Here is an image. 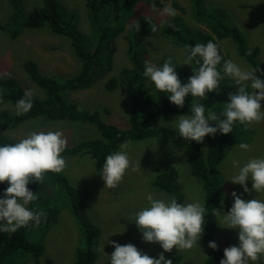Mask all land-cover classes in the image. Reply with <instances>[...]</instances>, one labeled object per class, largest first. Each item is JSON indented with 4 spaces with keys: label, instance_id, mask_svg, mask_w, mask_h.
<instances>
[{
    "label": "trees",
    "instance_id": "obj_1",
    "mask_svg": "<svg viewBox=\"0 0 264 264\" xmlns=\"http://www.w3.org/2000/svg\"><path fill=\"white\" fill-rule=\"evenodd\" d=\"M240 1L242 0H224V3L217 5L206 3L205 0H190V11H192L193 18L197 23L204 24L208 31L204 32L195 26L187 34L184 30L189 29L186 28L184 18L177 15L165 24L162 33L182 48H185V45L206 43L213 36L217 43L231 41L234 43L236 53L239 56L243 55L245 62L254 68H259L257 53L260 48L249 46L245 34L237 24L241 18L231 13L230 7H238ZM9 2L14 9L11 21L15 23L1 30L4 31L3 34L7 33L11 42L19 38L25 30L44 31L49 35L62 37L70 41L71 53L79 66L75 74L66 78L46 74L35 60L24 58L23 46L18 43L15 47L14 58L21 59L19 65L24 77L20 81L29 82L27 89H31L32 86L35 95L33 94V106L30 111L17 116L14 108L15 101L23 96L25 89L18 84L17 76L11 71H9L10 76L0 79V90H3V98L0 99V143L16 142L21 138L11 137L12 133L18 132L20 128H25L30 123H33L36 129V126H41L38 121L48 123L67 120L72 123L89 124L99 132L100 137L94 139L85 137L72 146L66 145L61 155L73 157L92 155L99 170L105 155L117 150L118 144L124 140L130 141L131 144L166 137L171 149H181L188 156L191 174L200 181L207 193L205 207L208 214L205 217L204 231L201 235L205 242L213 240L217 244V249H211L206 264H219L225 246H222L221 241L216 238V231L219 228L216 220L219 212H227L231 207V202L226 201L223 204L224 192L217 171L218 165L226 158L227 152L239 142L236 135L237 129L227 134L217 132L214 136H205L207 148L204 151L199 142L185 141L180 138L175 128L165 125L149 126L152 121L162 115L189 113L191 102L194 99L191 95L186 96L184 106L179 107L167 100L166 93L155 91L152 95L149 92L147 80L142 76V71L144 61L147 60L145 57L148 52L146 42L156 35L151 30L153 25L156 26V20L147 15L140 17L136 28L127 35L130 41L127 54L132 67L121 69L118 77L116 75L104 81L107 92L116 91L119 83L124 84L128 89L133 107L130 115H127V127L121 128L116 124L107 123L103 119L105 111L98 108L91 111L86 107H80L66 96L71 91L91 88L98 79L114 72L113 61L116 48L113 44L125 32V19L134 15V8L140 3H154L157 7H164L160 0H88L89 10L86 16V20L90 23L88 32L82 28L81 15L78 12H70L61 0H43L41 5L34 6L30 12L23 8L21 0H9ZM173 5L185 12L176 2ZM227 5H230L229 8ZM257 5H263V3ZM238 10L244 11L246 16L245 10L239 7ZM224 11L229 13L230 17H227ZM121 14H123L122 21L120 20ZM246 19L249 21L247 16ZM220 50L223 58L226 59L221 47ZM173 62L177 64L175 71L181 83L186 82L187 78L192 75V67H197L195 63L184 67L174 60ZM258 73L261 76L264 70L259 69ZM225 79L226 77L223 80ZM35 86L44 92V99L36 94ZM136 87L141 90L139 93L135 92ZM219 88V92H210L207 98L199 102L205 104L206 107H211L214 103L226 102L229 91L235 92V86L231 83L219 86ZM245 130H250V128ZM178 179L179 173L176 166L169 163L163 166L162 171L153 179L152 185L157 191L175 196L178 202L183 203L185 194ZM45 185L53 188L54 191L48 196L45 195V199L41 200L39 196ZM6 186L7 181L0 183V194ZM27 187L37 192L38 199L33 203L38 208H43L46 217L35 227L21 228L11 234L0 233V264H18L17 261H20V264H30L33 260L27 258L28 256L35 259L34 264H41L38 259L45 254V245L44 241L37 239L41 237V234L45 236L55 224L50 211L57 216L65 210L77 219V225L81 231V239L79 246L75 249L73 264H96L100 257L98 244L102 231L88 221L84 223V220H81L82 205L76 196L78 193L81 200V190L75 189L70 178L61 172H47L40 184L30 182ZM46 199H49V204L45 206L44 200ZM43 229H46V232ZM166 259H171L172 264H179L183 257L169 256ZM256 262L264 264V257Z\"/></svg>",
    "mask_w": 264,
    "mask_h": 264
},
{
    "label": "rangeland",
    "instance_id": "obj_2",
    "mask_svg": "<svg viewBox=\"0 0 264 264\" xmlns=\"http://www.w3.org/2000/svg\"><path fill=\"white\" fill-rule=\"evenodd\" d=\"M21 1L23 3V8L30 12L33 10L34 6L41 5L43 0ZM61 1L64 7L70 12H78L81 15L80 22L82 28L88 32L90 28V23L86 20L89 10V6H87L88 0ZM205 1L206 3H216L217 5L224 3V0ZM160 2L163 6L170 2L171 6L178 10L177 15L184 18L186 28L189 29L187 31L184 30L187 34H189L190 30L195 26L204 32L208 31L204 24L197 23L193 18L192 11H190V0H160ZM174 2L183 8L185 12L174 7ZM259 3H263V5L258 6L257 4ZM238 7L246 11V16L249 21L246 19L244 11L238 10ZM238 7H230L231 13L241 18L237 24L240 25L239 29L245 34L249 46L252 48L256 46L260 48L257 53V60L260 62L258 69L264 70V1L242 0L239 2ZM161 8L163 7L155 6V9H153L150 7V4L144 3L137 5L134 8V15L125 19V32L122 33L113 44L116 48L113 61L114 72L109 73L102 79H98L91 88L68 92L66 94L67 99L91 111L96 108L101 109V111H105L103 112V119L107 123L116 124L121 128L127 127V115H130V111L133 107V103L128 95L129 91L124 84L119 83V88L116 91L107 92L104 81L109 77L116 75L118 77L121 69L132 67V63L127 54L128 46L130 45V41H127V35L136 28V22L139 21L141 16L147 15L156 20V35L146 42L148 52L145 57L147 60L159 65L162 60L168 56L172 57L173 60L180 65L184 67L187 66L186 64H181L184 56V48L173 43L170 38L165 37L162 33L165 24L171 21L173 17L162 16L159 11ZM13 12L14 9L9 0H0L1 74L11 71L17 76L18 84L24 89H27L29 82L20 81L24 77V73L19 65L21 59L18 60L14 58L15 47L18 43L23 46L24 58L35 60L44 73L59 75L64 78L70 77L76 73L79 64L71 53L72 47L70 41L67 39L49 35L44 31L30 32L25 30L21 33L19 38L11 42L7 37V33L3 34L4 31L2 32L1 29L8 25H14L15 22L11 21ZM224 13L227 17H230L229 13L225 11ZM122 18L123 14H121L120 17L121 21ZM2 34L4 36H2ZM219 44L226 59L231 58L239 63L249 65L248 62L243 60V55L239 56L236 53L234 43L225 41L219 42ZM256 75L260 76L258 72ZM261 79H264V76H261ZM230 83L233 84L232 81L226 77L225 80L220 81L219 86L228 85ZM146 84L150 94L154 95L155 90L151 83L146 82ZM34 89L38 96L43 99L45 98V94L41 89L36 86ZM139 90L140 89L136 87L135 92L139 93ZM216 104L215 110L219 112L224 104L223 102H218ZM261 106L264 108V101H261ZM183 114L186 113L162 115L152 121L149 126L165 125L174 128L171 124L167 123ZM38 124H41V126H36L35 129V125L30 123L28 126H25V128H20L18 132L12 133L11 137L22 138L30 131H48L56 130L57 128L63 132L67 141L66 145L69 146L78 143L85 137L93 139L100 137L99 132L89 124L72 123L67 120L48 123L38 121ZM249 128L250 130H245L240 124H234L233 126V130L237 129L236 135L239 140L238 144L240 142L248 143L251 146L250 149L247 151L240 150L237 144L227 152L226 158L218 165V177L224 192L223 204H225L226 201L232 204L231 192L233 190H236L238 194H242V198L246 200L259 195L255 191L244 193L239 184H233L231 181H224L227 176L226 168L231 158L246 161L251 156L264 154V120L253 123L248 129ZM166 142L167 138L162 136V138L158 137L152 140L131 143L128 149L130 167L126 170L121 181L114 188H104V183L98 174L99 170L95 160L94 162L91 159L87 161L84 160V157L87 156L92 158V155H85L82 157L63 155L66 161V168L61 173H64L70 178L75 189L81 190V200L78 193L76 195L77 200L82 205L80 211L81 220H84V223L88 221L92 226H97L102 231L101 236H99L100 242L98 244L100 257L96 264H107L108 255L114 250L113 245L107 243V239L121 245L131 243L142 253H146L154 258L163 251L157 242H145L142 240V234L138 231L135 223L132 222L133 217L131 213L144 203V194L147 191H151L157 196H171L168 193L157 191L152 185L153 179L162 171L164 165L172 163L176 166L179 173L178 180L185 194V201H187L190 196H196L198 194L196 189L199 188L202 193V198L205 200V203L207 202L206 191L202 187L200 181L191 174L188 156L185 155L181 149H171L168 142ZM199 143L205 151L207 148L206 138ZM177 153H179V155H177ZM132 167H135L136 170L133 171ZM96 169L97 171L92 173ZM78 177L81 178L77 182ZM246 184L251 188L250 180L246 181ZM186 186H188L190 190L186 191ZM52 191H54L53 188L45 185L39 196L40 199H45V195L48 196L52 194ZM48 200L49 199L44 200L45 206L49 204ZM50 213L55 224L49 229L45 236L41 234V237L37 239L38 241H44L45 245V254L38 259V262L41 264H73L75 249L79 246V240L81 239V231L77 225V219L67 210L62 211L57 216L53 215L51 211ZM221 213L224 212L222 211ZM207 214L208 213L205 214V217ZM43 231L46 232V229H43ZM216 238L218 241H221L220 243L222 246L228 247L234 245L237 243V230L219 225L216 231ZM197 243L200 248L194 247L191 250H181L180 252H177L175 247H173L171 251L164 252L165 258L180 255L183 257V260L179 264H206L210 256L211 248H209L208 243L202 239V235ZM102 245H105L104 249ZM27 258L33 260L30 264L36 262L31 256ZM49 261L51 263H48ZM17 262L20 264V261ZM250 264H252V262H250ZM254 264L259 263L255 261Z\"/></svg>",
    "mask_w": 264,
    "mask_h": 264
},
{
    "label": "clouds",
    "instance_id": "obj_3",
    "mask_svg": "<svg viewBox=\"0 0 264 264\" xmlns=\"http://www.w3.org/2000/svg\"><path fill=\"white\" fill-rule=\"evenodd\" d=\"M150 7L155 9V4H150ZM159 11L166 17L178 14L170 2ZM151 30L155 32L156 26L153 25ZM215 39L213 36L206 43L185 45L181 64L192 66L195 63L197 67H192V75L184 83H181L175 71L177 64L172 57H166L159 65L149 60L143 64L142 76L155 91L166 93L170 103L183 107L186 96L194 98L189 113L167 123L185 141L201 142L205 136H214L217 132H232L234 124L247 129L253 123L264 120V108L261 106V101H264V79L261 76L264 73L257 76L258 68L231 58L224 59ZM8 75V72H4L0 74V79ZM225 77L232 81L235 92H228V100L223 102L220 111L215 110V103L211 107L200 103L199 100L207 98L208 93L220 91V81ZM2 98L3 90H0ZM32 106L33 90L25 89L23 96L15 101V114L20 116L27 113ZM66 143L59 128L30 131L14 143H0V183L7 181L0 194V233L11 234L21 228L35 227L46 217L43 208L33 203L38 199L37 192L27 185L30 182L40 184L45 173H60L66 168L65 158L61 155ZM129 146L130 141L124 140L118 144L117 150L105 155L98 173L104 188L116 187L129 169ZM237 147L247 151L251 146L240 142ZM90 159L94 162L93 157H84L86 161ZM132 170L136 168L132 167ZM226 172L224 181L239 184L244 193L255 191L259 195L246 200L233 190L231 207L224 213L218 211V225L237 230V243L223 249L219 264H254L264 257V154L251 156L246 161L231 158ZM81 177L77 178V182ZM248 180L251 181V188L246 184ZM188 190L190 188L186 186ZM196 190L198 194L190 196L183 203L178 202L175 196L163 197L151 191L145 192L144 203L131 213L132 222L142 234L143 241L157 242L163 251L154 258L131 243L121 245L107 239V243L114 248L108 255V264H172L171 259L165 258L164 252L171 251L173 247L177 252L199 247L197 241L204 231L207 212L202 193L199 188ZM208 247L215 250L217 244L210 240Z\"/></svg>",
    "mask_w": 264,
    "mask_h": 264
},
{
    "label": "bare ground",
    "instance_id": "obj_4",
    "mask_svg": "<svg viewBox=\"0 0 264 264\" xmlns=\"http://www.w3.org/2000/svg\"><path fill=\"white\" fill-rule=\"evenodd\" d=\"M254 3V2H253ZM252 9V8H251ZM137 121V120H136ZM15 249V248H14Z\"/></svg>",
    "mask_w": 264,
    "mask_h": 264
}]
</instances>
